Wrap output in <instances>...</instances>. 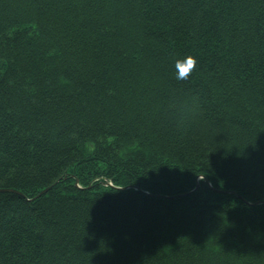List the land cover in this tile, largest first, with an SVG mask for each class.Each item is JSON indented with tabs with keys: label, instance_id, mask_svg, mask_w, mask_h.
Here are the masks:
<instances>
[{
	"label": "trees",
	"instance_id": "1",
	"mask_svg": "<svg viewBox=\"0 0 264 264\" xmlns=\"http://www.w3.org/2000/svg\"><path fill=\"white\" fill-rule=\"evenodd\" d=\"M0 264H264V0H0Z\"/></svg>",
	"mask_w": 264,
	"mask_h": 264
},
{
	"label": "clouds",
	"instance_id": "2",
	"mask_svg": "<svg viewBox=\"0 0 264 264\" xmlns=\"http://www.w3.org/2000/svg\"><path fill=\"white\" fill-rule=\"evenodd\" d=\"M198 60L194 56H187L179 59L175 63V67L179 69V73L176 75L178 81L188 80L191 74L196 70Z\"/></svg>",
	"mask_w": 264,
	"mask_h": 264
}]
</instances>
